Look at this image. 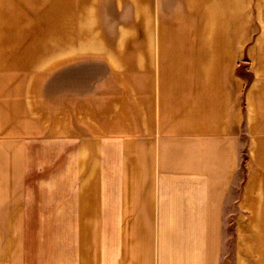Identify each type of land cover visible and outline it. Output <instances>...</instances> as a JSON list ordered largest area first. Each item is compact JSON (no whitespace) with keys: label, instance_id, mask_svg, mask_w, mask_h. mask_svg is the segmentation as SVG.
<instances>
[{"label":"crops","instance_id":"1","mask_svg":"<svg viewBox=\"0 0 264 264\" xmlns=\"http://www.w3.org/2000/svg\"><path fill=\"white\" fill-rule=\"evenodd\" d=\"M122 2L0 0V264H224L227 223L264 207V0L154 1L175 27ZM88 65L175 66V86L86 94ZM52 67L76 68L57 95Z\"/></svg>","mask_w":264,"mask_h":264},{"label":"rangeland","instance_id":"2","mask_svg":"<svg viewBox=\"0 0 264 264\" xmlns=\"http://www.w3.org/2000/svg\"><path fill=\"white\" fill-rule=\"evenodd\" d=\"M156 1V0H154ZM153 0H142L139 3V7L133 9L130 5L129 0H124L120 5L125 6L120 8L129 9V13L132 16L138 17V19L133 18L132 25L140 26L148 23L149 25H162V26H173L175 27V18L164 17L161 19L157 16V19L151 20L146 18L148 14H151L152 7L155 6V9L159 10V14L162 15V12L156 2ZM163 3L166 6V0H159V3ZM149 6H152L149 8ZM172 9H174L172 11ZM175 12L172 3L168 8L164 10L163 14L172 15ZM118 10L110 11V14L117 18ZM158 15V12H157ZM115 20L110 18L109 21H106L104 24L103 20H100L101 26H113L115 25ZM128 21V20H127ZM117 25V23H116ZM87 37V36H85ZM86 63L88 61H85ZM34 74L37 75L39 72L48 73L47 70L51 71L52 75V85H53V95L55 91H58L55 88L58 85L61 75H71L75 74L76 68H60L52 67L46 68L44 71L43 68H34ZM77 70L84 77V88L85 93L93 86L97 85V78L99 77L100 86L106 85L108 89H112L117 96H123L130 92H135L139 96L154 98V81H162L161 84L165 88L175 86V66H152V67H92L90 65L84 66L82 68H77ZM238 73L243 75L245 79V87L249 85L253 77V71L250 66V61L245 60L243 65L237 68ZM109 76V77H107ZM160 76V79L156 77ZM155 77V79H154ZM169 86V87H168ZM152 104L149 108V118L154 119L156 114L155 110L157 108L154 104V99L149 100ZM164 113L167 112L168 107L166 106V99ZM154 108V109H153ZM166 118L167 115H164ZM132 118V135H141L146 133V129L141 128L140 120L141 117L139 114L133 113ZM123 130V129H122ZM246 142V141H245ZM53 150L56 153H59V147H53ZM247 158H245V179L247 171ZM231 223L233 222L230 221ZM225 242H224V264H264V207L261 211L249 212L244 211V221L243 225L235 226L234 222L232 224L227 223L224 228Z\"/></svg>","mask_w":264,"mask_h":264}]
</instances>
